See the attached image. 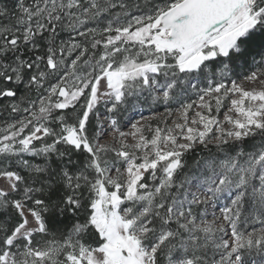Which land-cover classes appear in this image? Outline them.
I'll return each instance as SVG.
<instances>
[{
    "label": "snow or ice",
    "instance_id": "1",
    "mask_svg": "<svg viewBox=\"0 0 264 264\" xmlns=\"http://www.w3.org/2000/svg\"><path fill=\"white\" fill-rule=\"evenodd\" d=\"M117 8L121 15L102 29L84 27L90 21L101 22ZM125 12L129 19L122 22ZM61 30L75 32L73 40L92 37L91 50L58 41ZM45 39L47 46L42 49ZM98 48L104 51L93 62ZM73 53H78L75 59L65 63ZM118 56L122 59L114 64ZM221 61V76L233 65L258 62L264 67V0H172L146 15H133L127 4L113 0H33L31 4L16 0L12 8L0 3V85H11L0 86V100L16 98L20 88L40 93L23 110L24 119L11 123L6 131L0 129L4 133L0 157H15L27 170V178L16 171L4 173L13 183L11 191L0 190V264H158L165 251L169 264H245V253L264 256V229L260 235L238 231L249 195L264 215V143L255 151L240 147L234 156L207 165L212 170L207 181L209 201L236 190L232 206L222 210L227 227L192 215L190 205L209 201L197 198L186 206L184 199L172 196L183 188L174 177L185 167V153L198 145L208 147L209 129L221 128L214 145L221 151L253 137L264 139V90L246 91L223 79L210 82L197 106L211 113L213 101L219 106L222 98L238 95L229 109L236 118L225 117L231 129L223 130L215 117L196 112L198 119L191 123L202 124L204 131L178 125L182 135L168 133L167 151L161 149L159 129L150 141L142 136L133 148L121 143L120 149L101 144L98 134L89 133L99 105L110 102L108 112L117 113L136 91L137 82L144 89H160L156 78L172 77L163 89L162 99L167 101L177 77L214 73L209 65ZM262 76L264 72H253L246 79L259 81ZM50 78L54 82L49 85ZM102 81L108 90H100ZM8 108L11 113L21 111L17 104ZM105 118L111 126L117 124ZM46 138L51 142L46 143ZM181 139L185 143H178ZM37 142L42 146L37 147ZM149 144L151 157L145 152ZM109 153L126 163L124 173L110 165ZM76 154H84L83 167ZM21 157L42 160L32 164ZM161 167L163 178L156 174ZM145 173L154 187L144 182ZM13 213L20 222L6 224L3 217ZM71 218L76 220L62 240L34 244L38 234H49L50 225ZM90 231L98 234V247L85 242ZM180 252L187 255L181 258Z\"/></svg>",
    "mask_w": 264,
    "mask_h": 264
},
{
    "label": "rangeland",
    "instance_id": "2",
    "mask_svg": "<svg viewBox=\"0 0 264 264\" xmlns=\"http://www.w3.org/2000/svg\"><path fill=\"white\" fill-rule=\"evenodd\" d=\"M124 1L125 0H113V2L125 3ZM169 1H166V4H168ZM137 3L136 1H132L131 3L133 6H136V8L131 12L133 15L151 14L149 12L145 13L143 9L137 7ZM127 5L128 7L130 6L129 4ZM117 9L114 10V13H109L108 16L106 18H103L101 22L90 21L84 27H92L97 30L102 29L103 26L110 20H114L115 15L120 12V9ZM127 20L122 22H127ZM68 34V42L77 43V41L73 40V37L76 36V33L68 31ZM96 38L100 39L99 36H97ZM91 40L93 41L92 37ZM103 51V48H98L96 50L95 56H93L92 59L98 60L99 55L102 54ZM77 54L78 53H73L72 56L67 57L65 63H68L72 59H75V56ZM121 59L122 57L118 56L113 61V63L116 64ZM222 63L223 62H221V64ZM220 66L221 65H218L216 67L214 73L212 72L211 74H208L207 72L200 79L196 76L177 77L175 79L176 86L170 89L171 98L167 101H164L162 99L163 89L169 84V81L173 79L172 77H157L156 79L159 81V84L161 86L160 89L150 88V90L147 91L148 93H140V95L134 92V94L128 97L127 102L122 105L120 107L121 109H119V111L115 114L108 112V108L111 106L110 102L101 103L99 107L101 106L102 112L97 115L96 119L98 122L97 134L102 138L100 140V143L116 149H120L121 143L128 145L130 148H133L139 143L142 136L150 141L154 137L155 131L159 129L161 132V149L167 151L168 148L171 147L166 139L168 133L170 132L174 136L182 135L180 128L177 127L178 125L183 127L185 130L186 128L191 127L199 131H204L202 124L191 123L193 119H198V117H196L195 115L196 112L208 115L210 116V118L215 117V119L220 121L221 125L223 126V130H230L231 125L225 123V117L231 115L233 116V118H236V113L234 111H229V109L231 108L230 101L232 99H238L239 96L230 95L226 99L222 98V103L219 106H217L215 104V101H213L212 111L211 113H209L203 107L197 106L199 104V96L201 92L209 87L210 82H219L221 79H223L225 83H228L229 81H235L237 85H239L246 91L264 90V83L261 82L264 81V76H262L261 80L259 81H248L246 79V77L253 72H255L257 75L264 72V67L260 66L259 64H254L252 68L242 70L239 73H233L231 70L226 76H221ZM78 74L82 75L83 73L81 72ZM100 90H108L104 81L101 82ZM207 99L208 98H206V100ZM189 104L193 105L192 109L190 110L186 108V106ZM106 116L115 119L117 121V124L115 126H111L108 122V119L105 118ZM133 125H135L136 127L134 128ZM137 128L141 130L139 133L136 132ZM208 131L211 133L212 137L209 140L208 145H215L217 143V141L215 140V136L221 131V128L213 127ZM121 133H124L125 135L121 137ZM178 143H185V141L181 139L178 141ZM262 143H264V141ZM258 145L259 144L253 146L250 150L247 151H255ZM145 152L148 153L151 157L153 149L151 148L150 144L145 148ZM235 152L229 155L218 156V159H211L209 162L221 161L228 157H232L235 155ZM136 154L142 155V153ZM107 159L109 160V163L113 168H119L121 173L125 172L126 163L124 161L118 160L112 153L108 154ZM139 162L141 161H137V163ZM209 162H205V164H202L200 169H197L195 167L187 169V175L184 178L186 185L179 190L180 196H177V199H184L186 206H189V202L192 200H196L197 198L209 201L207 193V181L212 176V170L207 168ZM159 171H161V173H159ZM4 173L5 172H0V190L11 191V185L13 181L7 179ZM156 174L157 177L163 178L162 167L157 169ZM111 175L115 177L117 174L113 171ZM144 175L145 177L149 176V181L152 182L150 174L145 173ZM235 191V189H232L220 193L216 197H212L209 202H206L203 205H200L199 203L190 205L192 209V215L196 216L198 218V221L202 219L209 224H212L215 221L216 226L227 227L226 223L222 219V210L224 208L232 206L231 200L234 197ZM248 199L252 204L250 207V217L252 218V222L248 224L245 223L244 220H242L241 209V219L238 222V231L244 233L255 232L257 235H260V230L264 229V215H262L253 206L251 195L247 197V200ZM123 207L124 206H122V209ZM128 207H132V205H128ZM139 207L140 206H136L134 211H138ZM121 214H123V212H121ZM29 219L31 220V217H29ZM225 239H230V235L226 236ZM179 255L181 258H183L187 255V253L181 252ZM244 256L245 264H264V256L262 255L256 253H245Z\"/></svg>",
    "mask_w": 264,
    "mask_h": 264
},
{
    "label": "trees",
    "instance_id": "3",
    "mask_svg": "<svg viewBox=\"0 0 264 264\" xmlns=\"http://www.w3.org/2000/svg\"><path fill=\"white\" fill-rule=\"evenodd\" d=\"M132 1H136V3L138 2L137 4L139 5V8L143 9L145 13H148V12L152 13L155 6H161V5L165 6V4L167 3L166 1H169V0H125L124 2L130 5L128 7L129 12H132L133 9L136 8V6H133L131 4ZM32 2H33V0H25V3L31 4ZM169 2H172V0H170ZM0 3H2L3 5H7L9 8H12L16 5V0H0ZM117 10H119V9H117ZM119 11L120 12L117 15H121L122 10L120 9ZM128 18L129 17H128L127 13L125 12L123 14L122 21H125ZM68 38H69L68 31L67 30H61L59 36L57 37V40L68 42ZM74 41H77V43H80L82 46L88 47L90 49V44H91L92 40H91V37H88V38L79 37V38L75 39ZM46 46H47V40L46 39L42 40L41 41V48L43 49ZM93 61H95V60H93ZM221 62H219V63L218 62H212L209 65V67L216 69V67L218 65H221ZM254 64H259V63L258 62L257 63H249L248 65H244V64L233 65L231 70L233 73H239L242 70L252 68ZM209 73L211 74L212 72H208V74ZM203 75L204 74H196L194 76H196L197 78L200 79L203 77ZM53 82H54V80L50 78L49 81L46 83L50 85ZM0 86H3L5 88L11 87V85H0ZM135 88L137 90L135 92L138 95H140V93L141 94L148 93L147 91L150 90V88L149 89L142 88L140 86L139 82L136 83ZM39 95H40L39 92L26 91L25 89L20 88V89H18V96L16 98H5L4 100H0V129H4L6 131L8 128V125H10L11 123L16 122L18 120L24 119V117L27 115V113L24 112L23 110L25 108L29 107L30 103L32 101H35ZM81 102H83V98H81ZM11 104H17L18 107L21 109V111L16 112V113H11L9 111V108H8V106ZM81 111H82V109H81ZM101 112H102V110H101V106H100L97 110V115ZM60 114H62V113H54V115H60ZM96 119L97 118H93L91 121V124L89 127L90 135H96L98 132V122ZM71 122L72 121H69V123H71ZM53 126H55V125H53ZM3 134L4 133H0V136H2ZM25 134H28L27 129H26ZM263 141H264V139H262L261 137H253V138H250V139L244 141L242 145L226 146L223 151L217 149L216 147H214V145H208V147L198 145L196 147L195 151L190 152V153H185L183 160H182L185 167L182 170H180L176 174V176L174 177L175 183L177 185L183 184V187H184L186 185L184 178L187 175L186 174L187 169H190L193 167L200 169L202 164H205V162H209L211 159L216 160L219 158L218 156L233 154V152L239 150L240 147H243L245 149V151L250 150L253 146H255L257 144H261ZM45 142L50 143L51 141L46 138ZM36 146L39 147L42 145L40 144V142H37ZM61 150H63V148H61ZM23 158H27L32 164H36L40 160H42V157H35V158H33V157H21V159H23ZM76 159L79 162L80 167H83V165L85 163H87V160L84 157V154H76ZM16 160H17V158H15V157H12L10 159H5L4 157H0V172L16 171L20 175H23L27 178V170L22 169L21 165L19 163H17ZM75 170L76 169H73V171H75ZM159 173H161V171H159ZM149 180H150L149 176H146L144 182L149 184V188L154 187L155 185H154L153 181L150 182ZM179 190L180 189H177V190H174L172 192V196L174 198H177V196H180ZM12 195L15 196L16 194L12 193ZM251 205H252L251 201H249V199L247 200V198H246V200L244 202V207L242 208V220H244L245 223H248V224L250 222H252V218L250 217L251 216V214H250ZM80 219L82 222L83 217H80ZM75 220H76V218H71V219L65 220L64 222H57V223H54L53 225H50L49 234L48 235H39L38 234L35 237L34 244L43 245V244H46L49 240H53V241L62 240L64 238V234L66 232L71 231L72 225L75 222ZM3 221L6 224H17L20 222V218L13 213L9 216L3 217ZM183 238L184 237H181V239H183ZM84 240L86 243L90 244L92 247H98L99 244L101 243L98 234L95 233L94 231H90L86 236H84ZM178 247H179V245L177 244V248ZM168 255H169V253L167 251L161 253L159 255L158 264H168V262H169ZM171 255L173 257H176L177 253L173 252V253H171Z\"/></svg>",
    "mask_w": 264,
    "mask_h": 264
}]
</instances>
